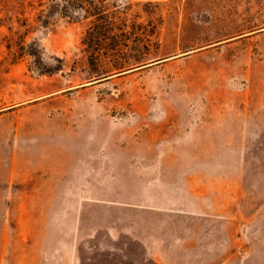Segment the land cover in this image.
<instances>
[{
	"label": "rangeland",
	"instance_id": "374dc122",
	"mask_svg": "<svg viewBox=\"0 0 264 264\" xmlns=\"http://www.w3.org/2000/svg\"><path fill=\"white\" fill-rule=\"evenodd\" d=\"M167 238L264 264V0H0V264Z\"/></svg>",
	"mask_w": 264,
	"mask_h": 264
},
{
	"label": "crops",
	"instance_id": "0c3cea01",
	"mask_svg": "<svg viewBox=\"0 0 264 264\" xmlns=\"http://www.w3.org/2000/svg\"><path fill=\"white\" fill-rule=\"evenodd\" d=\"M169 238H173V237L171 236ZM173 241L176 242L175 239L174 240H171V239L168 240V238H167V240L163 239V241L160 243V246L163 249L162 251L164 254L161 255L162 252L160 253V249L158 250L159 252L157 254L154 252L153 259H154L155 264H171V263H169L170 261L168 260L170 258H169V253L167 252V248L173 246L172 245V244H174ZM182 257L184 259V256L179 255V261Z\"/></svg>",
	"mask_w": 264,
	"mask_h": 264
},
{
	"label": "trees",
	"instance_id": "16d2710c",
	"mask_svg": "<svg viewBox=\"0 0 264 264\" xmlns=\"http://www.w3.org/2000/svg\"><path fill=\"white\" fill-rule=\"evenodd\" d=\"M51 1H53V0H51ZM99 32H100V36L102 39H104V38L116 39L115 38L116 34L111 30V28H103V29L99 28V29H97L96 33L99 34Z\"/></svg>",
	"mask_w": 264,
	"mask_h": 264
}]
</instances>
